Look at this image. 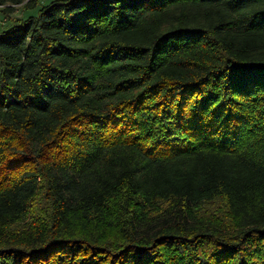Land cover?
<instances>
[{"label": "trees", "instance_id": "16d2710c", "mask_svg": "<svg viewBox=\"0 0 264 264\" xmlns=\"http://www.w3.org/2000/svg\"><path fill=\"white\" fill-rule=\"evenodd\" d=\"M0 264H264V0H51L0 31Z\"/></svg>", "mask_w": 264, "mask_h": 264}, {"label": "rangeland", "instance_id": "374dc122", "mask_svg": "<svg viewBox=\"0 0 264 264\" xmlns=\"http://www.w3.org/2000/svg\"><path fill=\"white\" fill-rule=\"evenodd\" d=\"M51 0H39V6L36 9H25L21 6H16L13 12L4 13L0 11V31L8 30L13 25L18 24L19 19H25L33 15H37L39 8L46 5Z\"/></svg>", "mask_w": 264, "mask_h": 264}]
</instances>
